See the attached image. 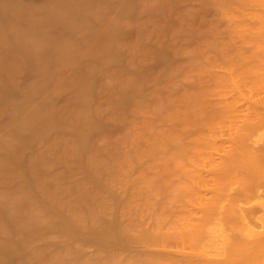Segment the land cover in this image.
I'll use <instances>...</instances> for the list:
<instances>
[{
  "label": "rangeland",
  "instance_id": "1",
  "mask_svg": "<svg viewBox=\"0 0 264 264\" xmlns=\"http://www.w3.org/2000/svg\"><path fill=\"white\" fill-rule=\"evenodd\" d=\"M70 5L84 16H62L58 30L31 33L44 18L29 12L0 17V87L12 98L0 99V244L18 242L12 264H185L173 230L193 178L187 148L205 132L194 104L214 99L193 71L220 26L264 60V16L242 0ZM25 99L32 114L13 117ZM107 225L127 244L103 241Z\"/></svg>",
  "mask_w": 264,
  "mask_h": 264
},
{
  "label": "bare ground",
  "instance_id": "2",
  "mask_svg": "<svg viewBox=\"0 0 264 264\" xmlns=\"http://www.w3.org/2000/svg\"><path fill=\"white\" fill-rule=\"evenodd\" d=\"M72 1L46 3L35 10L22 6L20 0H0V17L8 10L29 12L44 18L28 23L31 33L58 30L62 16H84L80 6L70 5ZM242 1L264 16V0ZM238 39L235 28L215 29L193 71L198 80L208 79L214 99L194 104L202 113L205 132L187 148L185 163L193 178L189 193L182 197L186 215L173 230L175 253L183 256L185 264H264V60L255 54L244 57L236 46ZM10 96L0 87L4 105L12 103ZM28 102L13 106V117L32 114ZM231 168L246 177L230 173ZM223 183L227 188H222ZM234 187L238 192L231 198L228 192ZM59 225L71 227L66 219H60ZM102 233L103 241L128 242L112 225ZM19 253L18 242L0 244L4 264H12Z\"/></svg>",
  "mask_w": 264,
  "mask_h": 264
}]
</instances>
